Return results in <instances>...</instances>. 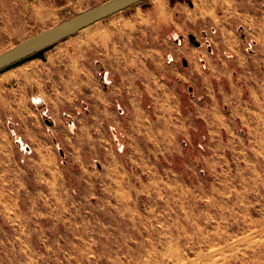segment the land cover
Instances as JSON below:
<instances>
[{"label":"rangeland","instance_id":"rangeland-1","mask_svg":"<svg viewBox=\"0 0 264 264\" xmlns=\"http://www.w3.org/2000/svg\"><path fill=\"white\" fill-rule=\"evenodd\" d=\"M107 1L0 0V54ZM244 2L147 0L0 74V264H264V76L204 118L189 40Z\"/></svg>","mask_w":264,"mask_h":264},{"label":"crops","instance_id":"crops-1","mask_svg":"<svg viewBox=\"0 0 264 264\" xmlns=\"http://www.w3.org/2000/svg\"><path fill=\"white\" fill-rule=\"evenodd\" d=\"M254 2L255 0H247L246 3H242L241 10L237 9L236 11L239 17H242L240 19L242 22L240 27L244 28V34L240 40L237 39L233 30H231L230 20H225L224 24L217 26L212 36L203 31L204 42L201 45L195 41L199 44L196 48L205 43L208 44L205 46L209 56L214 55L213 47L216 49L215 58L211 56V58L200 60V72H206L214 76L216 80L211 89L210 86L205 88V95L211 99V109L206 106L207 104L199 108L200 112L203 111L205 113L203 115L204 118L212 119L216 117L217 107L214 104L216 96L221 98L223 103H231L235 107L236 105L240 106L238 102L240 98L239 88L247 87L253 93L255 88L261 86L260 82L263 83V80L258 77L264 76V4ZM245 4H250V6ZM73 36H76V34ZM179 40L183 42L182 38H179ZM209 41H212L214 46L210 45ZM209 47L211 48L210 50ZM67 58V67L73 68V72L68 75L67 82L73 80L74 83L91 85L93 83L92 76L96 74L92 68L97 61L86 54V49L82 52L80 47H78V51H73ZM182 64L186 69L191 66V63L188 64L185 60H182ZM81 73L86 74L87 79L85 81L81 79ZM100 79L102 80V85L113 87L114 82L109 78L108 74ZM211 92L213 93L210 94ZM199 98H204V96L201 95ZM211 111H215L213 116ZM202 120L204 119L202 118Z\"/></svg>","mask_w":264,"mask_h":264},{"label":"water","instance_id":"water-1","mask_svg":"<svg viewBox=\"0 0 264 264\" xmlns=\"http://www.w3.org/2000/svg\"><path fill=\"white\" fill-rule=\"evenodd\" d=\"M145 1L147 0H109L23 40L0 54V74L21 65L26 60L39 57L50 47L78 32ZM194 39L192 35L189 36L190 41ZM194 45L199 44L195 42Z\"/></svg>","mask_w":264,"mask_h":264},{"label":"flooded vegetation","instance_id":"flooded-vegetation-1","mask_svg":"<svg viewBox=\"0 0 264 264\" xmlns=\"http://www.w3.org/2000/svg\"><path fill=\"white\" fill-rule=\"evenodd\" d=\"M178 42H180L179 40H178ZM192 43H195V39L193 40V41H191Z\"/></svg>","mask_w":264,"mask_h":264},{"label":"built area","instance_id":"built-area-1","mask_svg":"<svg viewBox=\"0 0 264 264\" xmlns=\"http://www.w3.org/2000/svg\"><path fill=\"white\" fill-rule=\"evenodd\" d=\"M177 43H179V42L177 41Z\"/></svg>","mask_w":264,"mask_h":264}]
</instances>
